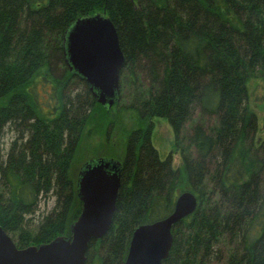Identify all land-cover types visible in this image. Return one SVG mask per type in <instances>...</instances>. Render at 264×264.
<instances>
[{"label":"trees","instance_id":"1","mask_svg":"<svg viewBox=\"0 0 264 264\" xmlns=\"http://www.w3.org/2000/svg\"><path fill=\"white\" fill-rule=\"evenodd\" d=\"M97 13L124 56L120 99L130 87L142 122H169L182 164L159 159L151 122L131 132L111 225L85 264H124L134 229L169 215L180 191L197 205L161 264H264V138L246 87L264 80V0H0V227L24 248L69 236L80 214L68 170L99 103L68 71L63 37Z\"/></svg>","mask_w":264,"mask_h":264},{"label":"water","instance_id":"2","mask_svg":"<svg viewBox=\"0 0 264 264\" xmlns=\"http://www.w3.org/2000/svg\"><path fill=\"white\" fill-rule=\"evenodd\" d=\"M63 57L70 74L86 83L95 102L108 109L119 101V71L124 56L108 17L97 13L76 19L64 34ZM121 170V164L112 159L83 164L76 181L81 210L70 225L69 236L17 248L0 227V264H85L89 242L101 238L111 225ZM196 205L191 192H182L169 215L137 226L124 264H161L172 245V227L191 215Z\"/></svg>","mask_w":264,"mask_h":264},{"label":"rangeland","instance_id":"3","mask_svg":"<svg viewBox=\"0 0 264 264\" xmlns=\"http://www.w3.org/2000/svg\"><path fill=\"white\" fill-rule=\"evenodd\" d=\"M246 87L248 107L256 114L257 118L256 137L262 139L264 138V80L258 77L248 79ZM130 91V87L123 88L122 97L117 103L105 110L98 104L90 112L68 170L70 176L75 180V185L78 173L87 161L100 158L112 159L119 162L122 168L128 136L131 135L132 131L139 130V128L146 129L150 122L152 123L150 142L157 150L159 159L165 160L170 157L171 167L180 168L182 164L181 155L178 149L174 147V135L169 122L162 117H153L149 122L147 119L142 122L135 111L129 109ZM193 119L196 120L197 115ZM189 132L190 124H187L183 135H188ZM8 136H4L1 141H8ZM7 145L6 142L5 148ZM182 192L180 191V193ZM52 205V198L47 203L41 201L36 215L39 216L42 212L46 214Z\"/></svg>","mask_w":264,"mask_h":264}]
</instances>
